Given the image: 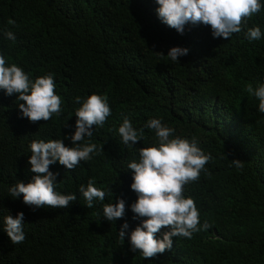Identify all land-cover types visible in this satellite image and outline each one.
I'll use <instances>...</instances> for the list:
<instances>
[{"label": "trees", "instance_id": "obj_1", "mask_svg": "<svg viewBox=\"0 0 264 264\" xmlns=\"http://www.w3.org/2000/svg\"><path fill=\"white\" fill-rule=\"evenodd\" d=\"M157 7L154 0H0V55L33 81L51 73L63 101L59 116L32 123L22 118L16 95L0 89V264H264V113L246 91L249 83L264 84V7L227 40L213 38L203 24L177 33L158 19ZM257 26L261 38L250 41L246 32ZM173 47L188 49L178 63L167 56ZM92 94L107 98L111 115L79 143L102 151L74 170L58 162L49 167L55 190L76 201L33 209L22 195L12 197L10 187L35 175L27 162L30 143L62 140L71 147L81 106L75 98L82 103ZM125 117L138 131L160 119L174 129L173 138L195 139L212 157L183 190L200 213L201 230L190 239L173 237L172 248L153 259L131 250L128 236L141 220L130 209L137 197L127 164L158 141L144 128L140 142L124 145L118 128ZM89 180L106 192L92 208L79 192ZM117 199L125 201L124 217L109 222L103 207ZM20 212L25 239L13 244L4 217Z\"/></svg>", "mask_w": 264, "mask_h": 264}, {"label": "clouds", "instance_id": "obj_2", "mask_svg": "<svg viewBox=\"0 0 264 264\" xmlns=\"http://www.w3.org/2000/svg\"><path fill=\"white\" fill-rule=\"evenodd\" d=\"M158 5L156 13L158 19L177 33L183 34L185 25L203 24L209 26L213 38L229 39L232 34L241 32L247 20L260 12L264 5L260 0H154ZM14 25L15 21L9 20ZM5 38L15 40L11 31H5ZM261 30L252 27L247 30L246 38L259 40ZM188 49L173 47L167 56L178 63V58L187 55ZM162 55V54H161ZM56 84L51 73L29 79L22 68L16 64L7 66L6 59L0 55V89L8 96L16 95L17 107L22 118L32 123L48 121L53 115L61 114L62 99L55 94ZM248 94L258 101V109L264 113V84L253 88L249 83L246 87ZM22 102V103H21ZM75 103L81 106L75 111V131L70 136L71 147H66L62 140H35L30 143L31 155L28 164L34 173L31 182L25 184L17 182L9 188L12 197H23V203L33 209L67 208L76 201L74 194L63 195L55 190L56 174L49 171L50 165L59 163L67 170H74L82 161H89L97 149L96 144L79 142L91 137L93 127H103L111 115L107 98L92 94L81 103L76 97ZM144 128L154 130L158 144L153 147L139 149L138 161L127 164L132 172L131 190L136 194V201L130 205L133 219H140L141 223L128 236L131 250L139 251L144 259H153L158 254L170 250L173 237L191 238L192 234L201 230L200 213L192 198L183 195L184 186L198 181L201 171L212 159L199 147L195 139L175 137L174 129L162 124L160 119H150ZM144 128L134 129L129 119L125 117L118 128L119 136L126 146L135 145L144 137ZM237 168L243 162L232 160ZM79 192L86 202L87 208L93 207L94 200L103 201L106 192L94 186L89 180L87 187L81 186ZM125 201L117 199L116 203L105 204L103 216L109 222L123 219ZM5 228L9 240L13 244L22 243L25 239L23 231L24 214L17 213L13 218L4 217ZM207 222L203 228H208ZM129 225H121L118 236L124 239ZM160 236L161 238H157Z\"/></svg>", "mask_w": 264, "mask_h": 264}]
</instances>
